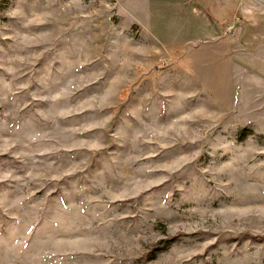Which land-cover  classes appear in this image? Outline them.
<instances>
[{
	"label": "rangeland",
	"instance_id": "374dc122",
	"mask_svg": "<svg viewBox=\"0 0 264 264\" xmlns=\"http://www.w3.org/2000/svg\"><path fill=\"white\" fill-rule=\"evenodd\" d=\"M199 1L193 41L150 0H0V264H264V0Z\"/></svg>",
	"mask_w": 264,
	"mask_h": 264
},
{
	"label": "crops",
	"instance_id": "0c3cea01",
	"mask_svg": "<svg viewBox=\"0 0 264 264\" xmlns=\"http://www.w3.org/2000/svg\"><path fill=\"white\" fill-rule=\"evenodd\" d=\"M209 3L207 1L202 4L198 0H150L148 11H152L154 19L161 26H165V22L168 20L178 21V18H183L185 25H182L183 31L180 33L195 38L193 41H199L202 33L206 37L208 33L212 32L207 31L209 28L215 27L214 22L218 19L219 10L210 6ZM185 10L186 14L183 13ZM213 31L216 32V30Z\"/></svg>",
	"mask_w": 264,
	"mask_h": 264
},
{
	"label": "trees",
	"instance_id": "16d2710c",
	"mask_svg": "<svg viewBox=\"0 0 264 264\" xmlns=\"http://www.w3.org/2000/svg\"><path fill=\"white\" fill-rule=\"evenodd\" d=\"M159 251H160V249L158 247V248L155 249V251L152 253V255H154L156 252H159Z\"/></svg>",
	"mask_w": 264,
	"mask_h": 264
}]
</instances>
